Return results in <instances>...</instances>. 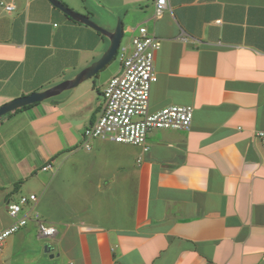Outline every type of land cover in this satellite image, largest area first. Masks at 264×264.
Returning a JSON list of instances; mask_svg holds the SVG:
<instances>
[{"label":"crops","instance_id":"0c3cea01","mask_svg":"<svg viewBox=\"0 0 264 264\" xmlns=\"http://www.w3.org/2000/svg\"><path fill=\"white\" fill-rule=\"evenodd\" d=\"M1 1L15 9L0 6V107L74 79L108 48L50 0ZM61 1L87 16L93 4L108 31L121 19L129 49L141 26L159 37L150 111L190 105L194 120L151 130L148 152L103 139L87 149L111 79L100 73L0 118V231L22 195L59 230L42 239L31 220L0 264H264V0H168L160 18L158 0Z\"/></svg>","mask_w":264,"mask_h":264},{"label":"built area","instance_id":"2783aa9c","mask_svg":"<svg viewBox=\"0 0 264 264\" xmlns=\"http://www.w3.org/2000/svg\"><path fill=\"white\" fill-rule=\"evenodd\" d=\"M0 6L8 12L15 9L14 3L1 1ZM168 7V0H158L155 17H162ZM181 40L187 41L185 34ZM132 46L131 49L122 46L119 49L121 71L106 85L101 113L94 124L84 131V145L87 149H91L90 141L103 139L140 146L144 152H148V136L151 130L189 131L192 127L194 108L190 105L150 111L151 91L157 80L156 55L162 48V40L141 26L139 34L133 38ZM256 135L264 149V130H259ZM52 169L51 162L43 167L44 171ZM36 200V195H22L16 201H9L7 212L13 222L0 231V248L8 237L23 229L31 220L37 223L40 238H56L59 230L55 225L44 221L38 211H25Z\"/></svg>","mask_w":264,"mask_h":264},{"label":"water","instance_id":"95a60500","mask_svg":"<svg viewBox=\"0 0 264 264\" xmlns=\"http://www.w3.org/2000/svg\"><path fill=\"white\" fill-rule=\"evenodd\" d=\"M50 2L62 12H64L68 17L72 18L75 21L81 22L86 24L96 31L100 32L102 35L108 37L110 39V46L107 51L103 54V56L82 70L74 79L66 80L56 86H53L47 90L41 92H34L32 94L22 96L11 100L0 107V118L12 113L18 109L23 107L41 103L48 99L54 98L64 91L73 89L80 85L82 82L94 77L97 75L101 70L107 67L117 56L118 51L121 46V42L123 39V26L122 20L119 19V23L117 28L114 31H108L102 28L99 24L94 22L90 17L84 14H80L64 4L61 0H50ZM9 203V202H8ZM50 250L49 246L46 247V252Z\"/></svg>","mask_w":264,"mask_h":264},{"label":"rangeland","instance_id":"374dc122","mask_svg":"<svg viewBox=\"0 0 264 264\" xmlns=\"http://www.w3.org/2000/svg\"><path fill=\"white\" fill-rule=\"evenodd\" d=\"M90 6H92V8L96 11L95 14H89L90 17L94 22H96L97 24H99L102 28L103 25H105V21L102 20L98 15L100 14H104L103 11H101L100 9L98 8H94V5L93 4H89ZM118 23H119V19L115 22V28H117L118 26ZM124 32V36H123V39H122V42H121V46L123 47H127L125 45H127L129 43V31L127 30V28H124L123 30ZM106 40H107V43H109L108 45V48L110 46V40L108 37H106ZM107 48V49H108ZM106 49V51H107ZM121 71V61H120V54L117 55L115 57V59L107 66L105 67L103 70H101L99 73H100V76L106 80H108L109 78H112L118 71ZM33 250H36L38 251L39 253L42 251V243L39 242V243H36V246L32 248ZM2 251H0V254H1ZM35 264H43L42 261L40 263H35ZM49 264H52V262L49 261Z\"/></svg>","mask_w":264,"mask_h":264},{"label":"trees","instance_id":"16d2710c","mask_svg":"<svg viewBox=\"0 0 264 264\" xmlns=\"http://www.w3.org/2000/svg\"><path fill=\"white\" fill-rule=\"evenodd\" d=\"M117 55H119V52H118ZM36 104H38V103H36ZM36 104H32V105H29V106L23 107V108L18 109V110L26 109V108L31 107V106H34V105H36ZM18 110H16V111H18ZM9 114H11V113H9Z\"/></svg>","mask_w":264,"mask_h":264},{"label":"clouds","instance_id":"9594fccd","mask_svg":"<svg viewBox=\"0 0 264 264\" xmlns=\"http://www.w3.org/2000/svg\"><path fill=\"white\" fill-rule=\"evenodd\" d=\"M121 47V46H120ZM119 52V51H118Z\"/></svg>","mask_w":264,"mask_h":264}]
</instances>
